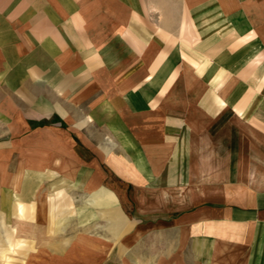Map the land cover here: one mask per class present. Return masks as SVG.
<instances>
[{"label":"crops","instance_id":"crops-1","mask_svg":"<svg viewBox=\"0 0 264 264\" xmlns=\"http://www.w3.org/2000/svg\"><path fill=\"white\" fill-rule=\"evenodd\" d=\"M0 264H264V0H0Z\"/></svg>","mask_w":264,"mask_h":264}]
</instances>
